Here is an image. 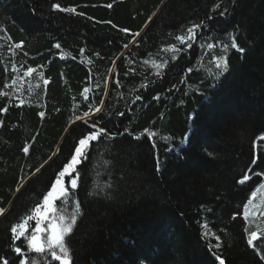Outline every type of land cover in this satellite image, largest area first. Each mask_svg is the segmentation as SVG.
Returning <instances> with one entry per match:
<instances>
[{
    "label": "trees",
    "instance_id": "obj_1",
    "mask_svg": "<svg viewBox=\"0 0 264 264\" xmlns=\"http://www.w3.org/2000/svg\"><path fill=\"white\" fill-rule=\"evenodd\" d=\"M193 24L194 39H176ZM0 93L9 264L16 247L60 264L29 252L27 237L92 123L106 133L48 211L76 216L72 264H264V0H0Z\"/></svg>",
    "mask_w": 264,
    "mask_h": 264
},
{
    "label": "snow or ice",
    "instance_id": "obj_2",
    "mask_svg": "<svg viewBox=\"0 0 264 264\" xmlns=\"http://www.w3.org/2000/svg\"><path fill=\"white\" fill-rule=\"evenodd\" d=\"M107 7L111 8L112 5L108 4ZM217 8L220 7L219 4L216 5ZM53 8L59 9L64 12H72L75 13V8H60L59 4L53 5ZM227 12V9L225 8L223 12L220 13V15H224ZM81 15H83L81 13ZM110 23V22H109ZM202 25L201 24H193L191 27L187 28V37L185 36H177L176 39L179 40L183 44H187V42L191 39L195 38L196 30L199 29ZM122 31H127L126 29H122ZM135 35H139V33H136ZM16 47H20L19 44L16 45ZM56 48H59L60 45L56 44ZM125 48L128 47L127 44L124 45ZM209 48L213 47V45H209ZM224 48H227L228 45H224ZM231 47L236 49L239 52H243L244 49L240 48L237 43L235 42V39L233 38ZM215 59V67L219 69V75H223L225 72L228 71V63L226 57H217ZM33 69L29 68L28 72L31 73ZM219 75L217 76V79L219 78ZM15 83V81H13ZM45 84L48 83L47 80L44 81ZM85 92L88 91L87 88L84 89ZM0 95H4L3 93H0ZM6 111V109H4ZM99 111V109H97ZM41 116H43V113H40ZM85 116L88 115L86 112L84 114ZM122 115V113H121ZM87 123V121H86ZM145 132H148V129L144 130ZM106 133V129L103 127H98L96 123H92L90 125V130L82 134L83 138H80L78 140V146L75 147V154L71 156V162L68 163L66 166L63 167V170L59 172V175L56 177L55 184L51 186V191L47 193L46 196H44L43 204L45 207H47L49 212H54L55 209L53 208V201L57 198H63L69 195L68 189L64 186L63 178L68 175V183L71 187V189L75 190L77 188V180L79 178V172L76 171V166L83 162V160L87 159V150L91 147V142L96 141L100 138L102 134ZM112 135V134H110ZM151 136H155L156 133L152 132L150 133ZM136 139H139V137H136ZM260 139L264 140V136H261ZM184 140H188V136L184 137ZM23 151L27 153L29 149L27 147L23 148ZM71 170V172H70ZM39 171V169H37ZM72 172L76 173V176L73 177L71 175ZM250 179L248 176H244L243 179L240 181V183H244V181ZM79 205L77 204V208ZM36 214L39 216L41 214V208L38 206L35 208ZM4 214V209H0V215ZM33 216H28L25 220L24 224H16L11 227V232L14 234L15 239H19L20 237L25 236V232L27 231V228L25 225L29 220H32ZM47 218V217H43ZM60 220H65L64 216L60 217ZM76 216L72 215L69 219V222L64 223L63 225L58 224L55 219L53 218L52 221L48 224L46 228L40 227V220H37L35 231L30 234L27 237V246L29 252H36L39 254H47L45 256V260L47 259V256H50L52 261H59L60 264H72V257L70 255V249L69 246L66 244L65 237L72 233L73 231V225L75 224ZM205 227H207L205 225ZM19 229V231H18ZM41 233H47L46 240L42 242L41 240ZM205 236L208 235L207 232L204 233ZM257 233L252 232L250 238L248 239V243L251 245L253 244V240L256 238ZM217 240H219V237H216ZM216 247H219V244L216 245ZM14 253L19 258V264H35L34 261L30 262V259L28 256L25 255L21 247H16L14 249ZM217 260H219L220 264H224V261L217 256ZM0 264H9V261L7 258H0Z\"/></svg>",
    "mask_w": 264,
    "mask_h": 264
},
{
    "label": "rangeland",
    "instance_id": "obj_3",
    "mask_svg": "<svg viewBox=\"0 0 264 264\" xmlns=\"http://www.w3.org/2000/svg\"><path fill=\"white\" fill-rule=\"evenodd\" d=\"M47 215H48V211H45L42 214H40L39 220H40V227L41 228H46L48 226V224L52 221L53 218L55 219V221L58 224H60V225L64 224V222L61 221L59 218L57 219V217L55 215H51V216H48V217H47ZM43 217H47V218L45 219ZM40 235H41L42 242H44L46 240L47 233H41Z\"/></svg>",
    "mask_w": 264,
    "mask_h": 264
}]
</instances>
